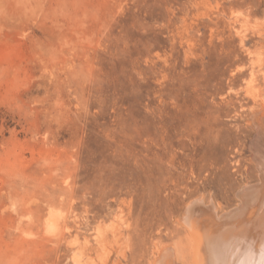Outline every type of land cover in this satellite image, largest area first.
<instances>
[{
	"label": "rangeland",
	"instance_id": "374dc122",
	"mask_svg": "<svg viewBox=\"0 0 264 264\" xmlns=\"http://www.w3.org/2000/svg\"><path fill=\"white\" fill-rule=\"evenodd\" d=\"M260 109L264 0H0V264L259 245Z\"/></svg>",
	"mask_w": 264,
	"mask_h": 264
},
{
	"label": "bare ground",
	"instance_id": "6f19581e",
	"mask_svg": "<svg viewBox=\"0 0 264 264\" xmlns=\"http://www.w3.org/2000/svg\"><path fill=\"white\" fill-rule=\"evenodd\" d=\"M260 112L264 113V109L261 111H253V113L251 114V125L257 129V132L259 135L260 134L262 135V134H264V124L262 123L261 119L256 118V116L258 114H260ZM258 137H260V136H257V138ZM261 140L264 141V139H262V138H261ZM258 141H260V140H258ZM260 152L258 153L259 155L261 154ZM262 155H263V153H262ZM256 157H257V155H256ZM259 160H260V163L258 162L259 164L257 165L258 166L257 168L259 169V173H260L261 177L264 179V156L262 157V159H259ZM254 196H255V194L252 195V197H254ZM253 200H255V199H253ZM200 204H202V203H199V205ZM211 209L213 211V208H211ZM188 210H189V208H188ZM215 210H216V207H215ZM188 215H189V213H188ZM191 218H192V220L194 219L193 217H191ZM191 218L189 216H186L184 223L186 226L189 227L188 229H191L190 231H193L191 233V235L192 234L194 235L195 232L197 234V235L195 234V238L194 237L191 238V241H193L195 239L194 240L195 242L193 241L194 244L192 243L193 247L191 245V248H189V250L192 251V254H190V252L188 254V253H186L188 250L186 252H184L186 249L180 248V250L177 251V257H181V258H177V262H178V259L179 260L182 259V260L186 261V258L189 257V255H190L191 257H189V258H190L191 262L188 264H264V235H262L263 237L261 239L260 244L255 245V243L252 240L247 241V240H245L244 237H238V236H233V235L227 236V235H223V234L215 235V232L209 233L211 231H202L203 227L201 228L198 225L202 221H199V223L197 221L193 222L191 220ZM198 218H200V217H198ZM183 219H184V217H183ZM198 220H200V219H198ZM209 226L211 227V225H208V227ZM206 229H207V227H206ZM226 232H229V231L227 230ZM257 236L259 237V234ZM98 240H99V243L101 246H103L106 242L105 234H104L102 229H99ZM174 249H175V247H174ZM174 249L172 247L166 246V247H163L160 250H158V253H157V255L153 261V264H176L177 262L175 261L176 259L174 258V257H176L175 256L176 253L174 252V251H176V249L175 250ZM186 254H188V256ZM192 255H193L194 260H192L193 259ZM184 256H187V257H184ZM186 262H189V259ZM85 264H90V262L88 261ZM104 264H106V262H104ZM184 264H186V263L184 262Z\"/></svg>",
	"mask_w": 264,
	"mask_h": 264
}]
</instances>
